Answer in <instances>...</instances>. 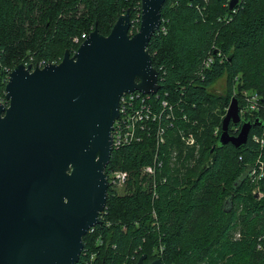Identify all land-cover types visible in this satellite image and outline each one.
I'll list each match as a JSON object with an SVG mask.
<instances>
[{"label": "trees", "instance_id": "16d2710c", "mask_svg": "<svg viewBox=\"0 0 264 264\" xmlns=\"http://www.w3.org/2000/svg\"><path fill=\"white\" fill-rule=\"evenodd\" d=\"M229 2L163 3L147 50L159 85L149 101L154 111L163 100L172 107V117L167 107L161 115L164 141L157 143L156 121L138 141L112 148L105 176L123 170L129 179L119 192L108 185L75 264H102V258L103 264H136L143 253L145 264L156 258L162 264H264V173L257 183L261 197L249 176L239 180L258 154L250 140L257 128L241 148L218 146L214 134L235 89L254 90L264 103V0H242L232 9ZM140 7L141 0H0V96L11 69L59 62L94 28L108 35L127 9L133 35ZM222 75L225 92L214 96L210 87ZM234 127L229 124L231 134L239 131ZM190 133L192 147L181 138ZM155 155L163 165L154 184L142 167Z\"/></svg>", "mask_w": 264, "mask_h": 264}, {"label": "water", "instance_id": "95a60500", "mask_svg": "<svg viewBox=\"0 0 264 264\" xmlns=\"http://www.w3.org/2000/svg\"><path fill=\"white\" fill-rule=\"evenodd\" d=\"M237 0H230L232 9ZM165 0H141L138 30L131 35L128 9L106 36L89 33L58 63L19 64L0 104V264H75L82 237L97 224L106 200L104 173L111 131L125 92L159 89L148 42L160 26ZM231 97L218 146L243 147L263 123L238 124ZM252 166L246 167L245 179ZM143 253L136 264H145ZM103 264V258H102ZM148 264H162L159 258Z\"/></svg>", "mask_w": 264, "mask_h": 264}, {"label": "built area", "instance_id": "2783aa9c", "mask_svg": "<svg viewBox=\"0 0 264 264\" xmlns=\"http://www.w3.org/2000/svg\"><path fill=\"white\" fill-rule=\"evenodd\" d=\"M240 3L242 0H237ZM141 9V8H140ZM135 17H140V13H137ZM132 22V20L130 19ZM139 21V20H138ZM87 36V35H86ZM82 35V39L86 37ZM75 42H79L75 39ZM81 43V42H80ZM212 58L208 57L204 62V68L209 67ZM58 63V62H54ZM45 64L44 61H40L37 65L24 63L25 66L30 65L31 68L43 67ZM12 70V69H11ZM5 79L7 83L9 78V73ZM157 91L153 94L149 93H141L138 91L133 92H125L121 95L118 104V117L114 119L111 131V146L112 148H118L120 146L130 144L133 141H138L140 139V132L147 130L150 122H158L157 125V134L158 139L157 143H163L164 138L162 136L163 126L160 124L161 115L164 110V107H167L166 117H172V107L168 104L167 101L163 100L161 102L162 108L158 111H154L153 104L151 103L150 97L155 95ZM235 96L238 101V114L240 117V121L238 124H234V132L240 129L241 123L246 120L253 121L254 119H258L262 122V125L256 126V130L253 131L250 135V140L252 143L258 146V154L256 155L252 169L249 172L248 176L251 181L255 183L254 193L257 197H261L262 193L259 190L258 181L260 177L264 173V103L262 101L261 96L258 92L242 88L240 90L235 89L233 91L232 97ZM157 97V96H156ZM155 97V98H156ZM0 104L7 107L8 100L4 95L0 96ZM228 107V106H227ZM227 107L225 110H227ZM253 129V128H252ZM251 129V130H252ZM220 128H216L214 130V134L219 135ZM250 130V131H251ZM249 131V133H250ZM139 133V134H138ZM230 133V132H229ZM231 134V133H230ZM182 140L186 145L192 146L194 144V137L190 133L188 135L181 134ZM232 135H236V133H232ZM249 135V134H248ZM248 140V139H247ZM163 162L158 159V156L155 155L152 161V164L145 165L142 167V173L147 177L151 178L152 183L155 182V174L159 173L162 168ZM129 179V172L123 170H114L108 173L106 176V180L108 185H112L116 191L123 190L125 184ZM153 216L155 217V213L153 212Z\"/></svg>", "mask_w": 264, "mask_h": 264}, {"label": "rangeland", "instance_id": "374dc122", "mask_svg": "<svg viewBox=\"0 0 264 264\" xmlns=\"http://www.w3.org/2000/svg\"><path fill=\"white\" fill-rule=\"evenodd\" d=\"M238 1H236L237 3ZM235 3V4H236ZM138 30V29H137ZM134 34V33H133ZM225 84H226V76L222 75L220 78H218L213 85L210 87V91L212 95L217 96V95H222L223 92H225ZM195 141V138H194ZM195 143V142H194ZM194 146V144L192 145ZM191 146V147H192Z\"/></svg>", "mask_w": 264, "mask_h": 264}]
</instances>
